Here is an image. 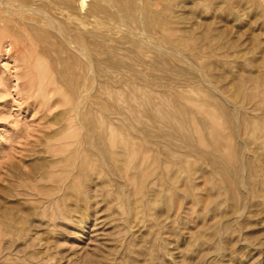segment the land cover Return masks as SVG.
I'll return each mask as SVG.
<instances>
[{
    "label": "rangeland",
    "instance_id": "374dc122",
    "mask_svg": "<svg viewBox=\"0 0 264 264\" xmlns=\"http://www.w3.org/2000/svg\"><path fill=\"white\" fill-rule=\"evenodd\" d=\"M263 135L264 0H0V264H264Z\"/></svg>",
    "mask_w": 264,
    "mask_h": 264
},
{
    "label": "bare ground",
    "instance_id": "6f19581e",
    "mask_svg": "<svg viewBox=\"0 0 264 264\" xmlns=\"http://www.w3.org/2000/svg\"><path fill=\"white\" fill-rule=\"evenodd\" d=\"M252 98V97H251ZM248 99V98H247ZM73 108V107H72ZM202 108H203V106H202ZM74 109V108H73ZM199 109H201V105L199 106ZM201 111H202V109H201ZM71 112V111H70ZM203 112H204V109H203ZM172 115V114H171ZM207 118H209V121L212 123V122H214L215 124H216V122H217V120L215 119V117H216V115L215 114H213V113H211V112H208L207 113ZM183 121V120H182ZM102 122V121H101ZM174 122H176V121H174ZM193 124V123H192ZM218 124V123H217ZM93 125V124H92ZM104 125V124H103ZM106 125V124H105ZM194 125V124H193ZM192 125V126H193ZM100 126V125H99ZM99 126H97V127H99ZM157 126V125H156ZM196 126V125H195ZM195 126H193L194 128H196ZM94 127H96V125H94V126H92V130H93V128ZM97 127L95 128V130L97 129ZM101 127L102 126H100V128L98 129V130H96L99 134L101 133V134H103V136H105L104 138V140L105 141H107L108 139L110 140V141H112V143L113 142H115L116 141V139H117V137H118V135H119V129H114V128H111V125L109 126L108 124H107V127L106 128H104L103 130H100L101 129ZM113 127V126H112ZM177 127V126H176ZM193 127L191 128V130L193 129ZM103 128V127H102ZM120 128V127H119ZM198 128V127H197ZM200 128V129H199ZM198 129H199V131L202 129V127H199ZM204 129V128H203ZM181 130V129H180ZM184 130V129H183ZM182 130V131H183ZM187 130V132L188 133H191L192 131H194V130ZM189 131H191V132H189ZM197 131V130H196ZM92 132H94V131H92ZM185 132V133H184ZM186 131H183V133L184 134H186L187 133ZM198 132V131H197ZM187 133V134H188ZM193 133H195V132H193ZM202 133V132H201ZM204 133V132H203ZM98 134V135H99ZM199 135H200V132H199ZM195 136V135H194ZM264 136V135H263ZM198 137H201V136H198ZM216 137V136H215ZM108 138V139H107ZM202 138V137H201ZM212 138V137H211ZM218 139H219V137H218ZM201 141H202V139H201ZM218 143V142H217ZM58 144V143H57ZM188 146V145H187ZM190 146V145H189ZM115 147V146H114ZM141 147V146H140ZM218 151V150H217ZM185 158V157H184ZM129 168V167H128ZM183 170V169H182ZM174 178H175V176H174ZM143 179V178H142ZM139 184V183H138ZM235 200V199H234Z\"/></svg>",
    "mask_w": 264,
    "mask_h": 264
}]
</instances>
